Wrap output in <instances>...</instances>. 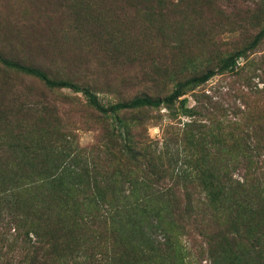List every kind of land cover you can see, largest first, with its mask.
Returning <instances> with one entry per match:
<instances>
[{"label":"rangeland","instance_id":"1","mask_svg":"<svg viewBox=\"0 0 264 264\" xmlns=\"http://www.w3.org/2000/svg\"><path fill=\"white\" fill-rule=\"evenodd\" d=\"M262 29L264 0H0V57L39 69L50 79L87 88L106 107L138 97L163 98L176 83L208 69L217 70L226 57L248 46ZM236 66L233 72L215 75L179 99L185 98L189 109L195 105L196 94L214 97L217 107L212 110L208 104L206 110L211 114L199 117L207 125L204 135L210 150L223 143L229 147L264 137V100L257 102L251 94L257 89L264 91V37ZM0 114L7 132V137L0 135L4 139L0 142V167L13 157L27 165L44 160L45 152L27 148L41 138L40 132L36 137L37 127L44 139L52 128L56 134H66L69 143L54 146L58 150L71 146L88 163L105 152L115 154L108 140L111 121L95 112L81 92L46 88L37 78L6 70L1 64ZM171 114L161 108L121 111L118 116L127 123L143 122L131 128L132 140L146 148L147 157L155 152L152 162L156 166L163 164L162 168L170 167L173 173L175 165L168 160L176 150L175 128L188 118ZM214 137L216 141H212ZM166 138L173 140L169 156L160 154ZM12 145H18V151ZM105 161L103 168L115 174L114 163ZM169 181L167 178L164 185H170ZM8 218L7 212L2 214L3 221ZM3 221L0 264H30L32 250L27 240L17 238ZM184 234L179 238L187 256L185 264H211L208 238L190 229ZM107 249L106 245L99 247L90 262L84 257L66 258L65 262L97 264L98 259L99 264H107Z\"/></svg>","mask_w":264,"mask_h":264},{"label":"trees","instance_id":"2","mask_svg":"<svg viewBox=\"0 0 264 264\" xmlns=\"http://www.w3.org/2000/svg\"><path fill=\"white\" fill-rule=\"evenodd\" d=\"M263 37L264 29L248 46L226 57L217 70L208 69L176 83L163 98L138 97L108 107L87 88L68 80L50 79L39 69L0 57L6 70L35 77L46 88L81 92L89 106L113 125L108 140L115 154L108 151L105 157L88 163L71 146L60 150L54 146L69 143L66 134H56L52 128L44 139L42 129L34 124L38 128L36 137L40 132L44 140L40 138L31 145L29 137L27 148L45 152L44 160L27 165L13 157L4 168L0 167V221L7 212L10 218L3 221L7 229L27 240L32 250L29 263L67 264L66 258L78 257L90 262L97 249L106 245L110 254L106 256L107 264H185L187 256L179 235L190 229L208 238L206 251L211 264H264V137L247 144L236 142L233 147L223 143L221 148L210 150L204 135L207 125L199 117L211 114L206 110L208 104L212 110L217 107L212 102L214 97L196 94L195 105L189 109L185 98L179 100L215 75L233 72L237 60L247 57ZM251 94L257 102H263L264 91L257 89ZM161 108L169 110L172 117L188 118L175 128L176 150L168 160L175 165L173 173L170 167L162 168L163 164L156 166L152 162L155 152L147 157L146 148L132 140L131 128L143 122L137 119L127 123L118 116L121 111ZM0 117V135L7 137L4 116ZM172 142L164 139L161 155L169 156ZM12 146L18 151V145ZM105 159L114 163L115 174L103 168ZM178 164L181 167L177 168ZM167 178L170 185H164ZM191 182L196 185L186 187ZM191 221L192 227L186 228Z\"/></svg>","mask_w":264,"mask_h":264}]
</instances>
